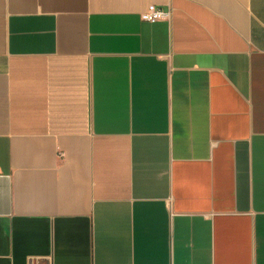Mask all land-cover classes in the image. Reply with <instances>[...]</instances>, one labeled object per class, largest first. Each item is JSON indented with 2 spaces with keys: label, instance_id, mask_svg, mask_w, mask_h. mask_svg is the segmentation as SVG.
Returning a JSON list of instances; mask_svg holds the SVG:
<instances>
[{
  "label": "crops",
  "instance_id": "obj_1",
  "mask_svg": "<svg viewBox=\"0 0 264 264\" xmlns=\"http://www.w3.org/2000/svg\"><path fill=\"white\" fill-rule=\"evenodd\" d=\"M0 264H264V0H0Z\"/></svg>",
  "mask_w": 264,
  "mask_h": 264
},
{
  "label": "built area",
  "instance_id": "obj_2",
  "mask_svg": "<svg viewBox=\"0 0 264 264\" xmlns=\"http://www.w3.org/2000/svg\"><path fill=\"white\" fill-rule=\"evenodd\" d=\"M168 16L169 12L151 4L147 7L146 11L141 14V19L147 22H155L157 20L167 18Z\"/></svg>",
  "mask_w": 264,
  "mask_h": 264
}]
</instances>
